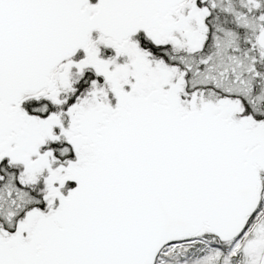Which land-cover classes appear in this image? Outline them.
Returning <instances> with one entry per match:
<instances>
[{
    "label": "snow or ice",
    "instance_id": "6c2138e0",
    "mask_svg": "<svg viewBox=\"0 0 264 264\" xmlns=\"http://www.w3.org/2000/svg\"><path fill=\"white\" fill-rule=\"evenodd\" d=\"M0 264H264V0H0Z\"/></svg>",
    "mask_w": 264,
    "mask_h": 264
}]
</instances>
